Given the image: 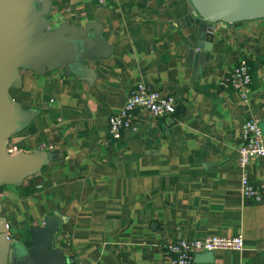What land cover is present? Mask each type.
Returning <instances> with one entry per match:
<instances>
[{
	"label": "crops",
	"instance_id": "1",
	"mask_svg": "<svg viewBox=\"0 0 264 264\" xmlns=\"http://www.w3.org/2000/svg\"><path fill=\"white\" fill-rule=\"evenodd\" d=\"M40 19L96 48L77 73L21 70L10 89L33 114L7 146L49 156L0 185L10 240L26 242L49 216L60 219L51 250L68 264H169L173 240L240 234L241 250L201 252L192 264H264V202L242 199L238 165L242 123L264 116V18L224 27L203 22L189 0H43ZM204 30L210 51L189 57ZM240 58L251 68L247 102L220 84ZM140 82L173 94L175 111L138 109V129L112 139L108 117ZM245 173L264 182V158Z\"/></svg>",
	"mask_w": 264,
	"mask_h": 264
},
{
	"label": "water",
	"instance_id": "2",
	"mask_svg": "<svg viewBox=\"0 0 264 264\" xmlns=\"http://www.w3.org/2000/svg\"><path fill=\"white\" fill-rule=\"evenodd\" d=\"M193 12L206 24L232 23L264 18V0H189ZM43 0H0V185L17 184L49 163L44 150L5 151L9 138L29 122L32 111L24 112L13 101L10 89L20 83V71L43 73L60 66L76 72L95 42L88 35L52 33L40 19ZM205 30L198 33L189 57L210 51L202 44ZM201 55V52H200ZM60 219L45 216L43 225L29 229V240H8L0 218V264H68L59 251L51 250Z\"/></svg>",
	"mask_w": 264,
	"mask_h": 264
},
{
	"label": "built area",
	"instance_id": "3",
	"mask_svg": "<svg viewBox=\"0 0 264 264\" xmlns=\"http://www.w3.org/2000/svg\"><path fill=\"white\" fill-rule=\"evenodd\" d=\"M99 3L105 0H97ZM47 30H49L47 26ZM251 68L245 58H240L221 78L220 84L234 90L243 102H247L251 93ZM175 96L152 89L144 83L134 85L125 98L121 108L108 117V134L112 139H119L127 131L138 129L137 110L144 109L155 117H164L175 111ZM264 116H250L241 125V143L238 148V165L240 169L239 184L244 201L264 202V182L249 181L246 165L258 158H264ZM9 155L16 151L5 147ZM5 235L10 240L9 225L4 223ZM165 256L169 264H192L196 254L219 249L239 251L243 248V237L207 236L203 239L178 238L165 245ZM254 264V263H246Z\"/></svg>",
	"mask_w": 264,
	"mask_h": 264
},
{
	"label": "trees",
	"instance_id": "4",
	"mask_svg": "<svg viewBox=\"0 0 264 264\" xmlns=\"http://www.w3.org/2000/svg\"><path fill=\"white\" fill-rule=\"evenodd\" d=\"M249 64V63H248Z\"/></svg>",
	"mask_w": 264,
	"mask_h": 264
}]
</instances>
